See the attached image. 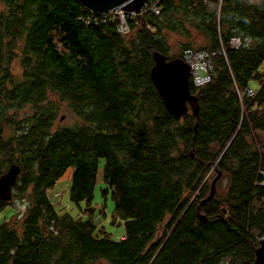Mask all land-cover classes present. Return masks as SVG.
<instances>
[{"label": "trees", "instance_id": "obj_1", "mask_svg": "<svg viewBox=\"0 0 264 264\" xmlns=\"http://www.w3.org/2000/svg\"><path fill=\"white\" fill-rule=\"evenodd\" d=\"M85 6L0 0V177L20 167L0 211L25 207L0 224V264H252L264 236V0H160L126 35ZM171 33L186 38L181 54ZM186 49L210 55L211 78L190 77L198 115L176 118L151 79L153 51ZM64 104L78 119L53 129ZM101 161L120 239L47 195L70 170V201L93 213ZM214 170L226 189L220 177L201 205Z\"/></svg>", "mask_w": 264, "mask_h": 264}, {"label": "water", "instance_id": "obj_2", "mask_svg": "<svg viewBox=\"0 0 264 264\" xmlns=\"http://www.w3.org/2000/svg\"><path fill=\"white\" fill-rule=\"evenodd\" d=\"M86 6L100 12H108L116 8H123L129 11L139 10L147 0H80ZM154 65L151 68V79L162 96L168 110L180 118L189 111V107L195 115H198L197 98L190 89V77L192 74L191 64L181 57L167 59L166 55L154 50ZM20 167L12 165L8 171L0 177V196L4 200L12 199V190L17 182ZM222 172L212 180L210 194L201 201V205L211 201L216 194L217 180ZM200 208V207H199ZM202 221L207 218L199 214ZM252 264H264V236L260 239V245L256 249L255 261Z\"/></svg>", "mask_w": 264, "mask_h": 264}, {"label": "rangeland", "instance_id": "obj_3", "mask_svg": "<svg viewBox=\"0 0 264 264\" xmlns=\"http://www.w3.org/2000/svg\"><path fill=\"white\" fill-rule=\"evenodd\" d=\"M129 31L127 33H124V35L128 34ZM193 33L197 34L196 31H193ZM202 40L203 39L201 35H199L198 41L201 42ZM169 41L171 43L170 54H181L182 50L180 48V43L185 42L186 38L178 35L177 33H171L169 34ZM21 69L22 68L20 64V58L16 57L12 62V71L15 75H20ZM262 70H264V66ZM251 85L257 88L258 82L252 81ZM77 119V116L68 109L66 104H64L57 119L53 123L52 128L56 129L61 126L71 125L76 122ZM9 132L10 131L6 129L5 135H7ZM101 164L102 165L99 170L97 182L94 189V200L92 203L93 213L86 209L87 207L85 201L81 202V206H78L70 201L69 189L71 186L72 176V172L70 170L67 171L65 175L58 180L61 182H59L57 185V182L55 183L56 187L54 185L51 188L52 190H47V195L50 201L54 203L58 209L70 212L74 216H81L83 218L91 216L93 218L94 223L98 226L99 229L103 228L105 231L110 233L112 238L120 239L121 236L125 233L124 221L114 213L115 203L111 197V192L107 195L104 194L103 190L106 188L107 185L103 180V161H101ZM215 176L216 171L214 170L210 175L209 181H211ZM219 182L220 183L218 184V189L221 193H223L226 189L227 184L226 176H222ZM24 208V205H22L18 200L15 201L13 204L5 207L2 211H0V224L5 220L10 219L13 215L16 214V212H20V210H23Z\"/></svg>", "mask_w": 264, "mask_h": 264}, {"label": "built area", "instance_id": "obj_4", "mask_svg": "<svg viewBox=\"0 0 264 264\" xmlns=\"http://www.w3.org/2000/svg\"><path fill=\"white\" fill-rule=\"evenodd\" d=\"M159 2L160 0H147L144 6L139 10V14L151 10L155 13H159ZM92 15L100 14L104 18L118 17L120 22L118 25V30L121 33H127L130 30L129 21L134 19L136 15H139L136 11L125 10L121 7L108 12L96 11L88 6H85ZM87 23L90 22V18L86 20ZM237 43L238 40H235ZM184 60L191 64L193 81L195 85L200 86L207 83L211 78V63L210 55L205 51H194L192 49H186L184 51ZM247 95L252 96L255 93V90L251 87H248L245 90Z\"/></svg>", "mask_w": 264, "mask_h": 264}]
</instances>
